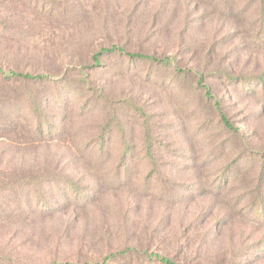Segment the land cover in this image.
Wrapping results in <instances>:
<instances>
[{"label": "rangeland", "instance_id": "rangeland-1", "mask_svg": "<svg viewBox=\"0 0 264 264\" xmlns=\"http://www.w3.org/2000/svg\"><path fill=\"white\" fill-rule=\"evenodd\" d=\"M54 1L74 13L58 19L46 7L54 4L0 0L7 28L0 66L62 78L73 90L52 87L64 102L46 109L59 128L53 137L40 141L25 125L0 130V177L52 174L86 195L80 202L67 192L64 200L48 194L54 208L46 211L30 193L22 211L1 201L0 264H83L128 247L182 264H264V224L248 215L264 194L263 87L244 92L215 75L264 77V0ZM113 45L173 64L110 55L92 69L93 56ZM176 68L204 77L241 139L219 129L220 113L197 76ZM37 88L5 84L0 100ZM146 126L155 164L144 156ZM126 144L132 149L124 158ZM237 160L239 181L226 187L224 179L220 194L212 193ZM118 264L148 263L137 256Z\"/></svg>", "mask_w": 264, "mask_h": 264}, {"label": "trees", "instance_id": "trees-1", "mask_svg": "<svg viewBox=\"0 0 264 264\" xmlns=\"http://www.w3.org/2000/svg\"><path fill=\"white\" fill-rule=\"evenodd\" d=\"M73 2L75 0H72ZM28 4L39 5L40 2H46L51 5L54 4V0H26ZM219 2L223 3V5H228L232 2V0H219ZM48 7V12L58 19L65 18L67 16H71L74 11H72V7L66 8L64 6H56L53 5V8L46 5ZM7 31L5 24L0 20V35L4 34ZM264 40L262 38L260 41ZM110 55H121L128 58L129 62L133 61H141V62H151L156 65L162 66H171L173 64V60L171 58H157L151 55H145L141 53H131L126 52L124 48L113 45L110 48H103L98 51L93 56L94 65L91 67L92 69L99 68L101 66V60ZM177 70L180 75L186 77L187 75L195 74L197 76V85L201 87L205 91L204 99L210 101L211 105L214 107L216 111L220 113V121L217 123V126L222 132H228L230 136L239 137L241 139L240 130L235 128L233 122L229 119L227 114L222 110L221 103L212 95V90L210 84H205L204 77L198 73H193L191 70ZM83 68H77V71L84 79L82 83H87L86 75L82 72ZM217 78L224 81V83H228L229 87L232 89H241V91L248 92L250 90V85H257L263 87L264 91V77H240L235 78L230 74V72L226 69H218L215 72ZM29 83L33 84L35 87H38L35 92L27 91L23 95L22 92H18L15 95L8 96L4 101L0 100V130H4V132L11 134L17 133L16 128L21 125L27 126V133L36 139L42 141L44 139H48L55 135V132L59 131L52 121H50V114L47 112V107L50 105H54L55 103L62 104V99L59 94L53 91L52 87L59 86L60 89H65V92L69 91L72 93V86L69 89H66V84L62 80V78H55L50 76L49 74H31V73H23L15 70L4 69L0 66V88L4 87V85H8L9 83ZM241 84V85H240ZM240 87V88H239ZM41 90L44 92L40 93ZM1 91V89H0ZM148 136L146 138V146L143 148L144 156L148 158L150 164L156 163V156L154 150V144L151 142V130L148 126H146ZM106 131H109L108 128L104 127V132L101 134V138L97 143V147L100 151H103L104 142L107 137ZM106 144V143H105ZM108 148V147H107ZM132 147L128 144L125 145L124 150V158L127 155H130ZM243 160H237L238 164H234V166H228L223 169V172L220 177H222L220 182H215L210 189L212 193L220 194V190H222L223 181H227L224 186H228L229 182L237 183L240 179V173L235 165L242 166ZM257 160H252L255 162ZM122 162V170L128 173V161L121 160ZM259 172L258 178H264V160L258 162ZM256 177V176H255ZM156 178V177H155ZM58 179L57 176H53L52 174H40L38 173L36 176H17V175H4L0 177V202L1 201H12L13 204L19 206L18 209L20 211L24 210V203L27 201V195L30 193L35 198L36 203L39 205L38 210L46 211L48 209H53L54 206L52 202L47 198V195L57 197L61 200H64V194L67 192L68 194H73L76 197V200L80 202L83 201L86 194H84L83 190L80 189L77 185L73 183L63 182L65 179ZM157 180L159 178H156ZM225 179V180H224ZM63 182V183H61ZM89 196V195H88ZM17 197H20L19 199ZM90 197V196H89ZM78 198V199H77ZM3 209L0 206V213ZM249 217L259 223L264 224V194H258L255 199H253L251 211L248 212ZM135 247H128L122 250H118L116 252H112L105 256L103 259L97 262H85L83 264H118L123 263L124 260L131 259L134 257L141 256L147 261L148 264H182L172 261L171 259L161 256L155 253H149L148 251L139 252ZM139 252V253H138ZM251 257H255V254H251ZM4 263L8 262V260H3ZM56 264V263H53ZM71 264V263H65Z\"/></svg>", "mask_w": 264, "mask_h": 264}]
</instances>
